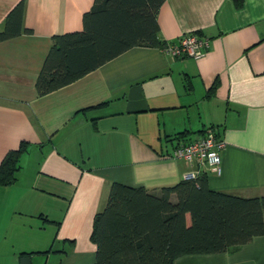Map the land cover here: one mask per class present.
Returning <instances> with one entry per match:
<instances>
[{"label":"crops","instance_id":"crops-1","mask_svg":"<svg viewBox=\"0 0 264 264\" xmlns=\"http://www.w3.org/2000/svg\"><path fill=\"white\" fill-rule=\"evenodd\" d=\"M18 1L0 0V29ZM92 3L24 0L31 31L0 40V161L27 147L15 181L0 184V264H20L22 255L31 264L42 255L46 264L59 253L53 264L92 263L93 218L113 181L154 189L196 169L212 189L264 194V0H164L159 38L198 31L210 43L201 56L133 45L38 93L51 36L82 29ZM207 127L225 142L219 172L172 155ZM174 264H264V234Z\"/></svg>","mask_w":264,"mask_h":264},{"label":"trees","instance_id":"trees-1","mask_svg":"<svg viewBox=\"0 0 264 264\" xmlns=\"http://www.w3.org/2000/svg\"><path fill=\"white\" fill-rule=\"evenodd\" d=\"M163 1L93 0L82 29L51 36L36 79L38 93L79 78L130 46L164 45L156 18ZM23 13L19 0L4 18L0 40L31 31ZM26 149L22 142L5 153L0 184L15 181ZM206 176L201 172L154 189L113 181L93 218L90 238L96 249L90 264H174L179 255L225 251L264 234V194L212 189Z\"/></svg>","mask_w":264,"mask_h":264},{"label":"built area","instance_id":"built-area-1","mask_svg":"<svg viewBox=\"0 0 264 264\" xmlns=\"http://www.w3.org/2000/svg\"><path fill=\"white\" fill-rule=\"evenodd\" d=\"M209 38L197 32H185L177 41L166 42L163 48L174 56L191 55L201 56L209 48ZM224 140L220 138L213 127H207L200 137L178 143L172 155L181 158L189 164L196 162L201 166H209L210 169L220 171V151L224 147ZM196 169H190L185 177H195Z\"/></svg>","mask_w":264,"mask_h":264},{"label":"rangeland","instance_id":"rangeland-1","mask_svg":"<svg viewBox=\"0 0 264 264\" xmlns=\"http://www.w3.org/2000/svg\"><path fill=\"white\" fill-rule=\"evenodd\" d=\"M48 231H47V233H48V235H50V233L52 234V227H49V229H47ZM58 246V243H55V245H54V247H57ZM59 256H63V254H61V253H59L58 255H51V257L49 258V260H48V263H46V264H53L54 263V261L59 257ZM37 258V261L35 260L34 261V263H32V264H44L45 262H44V259H45V257H43L42 255H40V256H38V257H36ZM57 261V260H56Z\"/></svg>","mask_w":264,"mask_h":264},{"label":"water","instance_id":"water-1","mask_svg":"<svg viewBox=\"0 0 264 264\" xmlns=\"http://www.w3.org/2000/svg\"><path fill=\"white\" fill-rule=\"evenodd\" d=\"M30 260H31L30 255L20 256V264H31Z\"/></svg>","mask_w":264,"mask_h":264}]
</instances>
